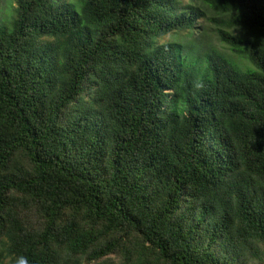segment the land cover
I'll use <instances>...</instances> for the list:
<instances>
[{"label":"trees","instance_id":"16d2710c","mask_svg":"<svg viewBox=\"0 0 264 264\" xmlns=\"http://www.w3.org/2000/svg\"><path fill=\"white\" fill-rule=\"evenodd\" d=\"M18 256L264 264V0L7 3L0 264Z\"/></svg>","mask_w":264,"mask_h":264},{"label":"rangeland","instance_id":"374dc122","mask_svg":"<svg viewBox=\"0 0 264 264\" xmlns=\"http://www.w3.org/2000/svg\"><path fill=\"white\" fill-rule=\"evenodd\" d=\"M10 0H0V12L1 11H6V7H7V3L9 2ZM197 26H199L200 27V25H197ZM203 26V23L201 24V27ZM200 31V29L197 31H195V33H197V32H199ZM212 45H214V47H216L217 49H219V50H221L223 53H225V54H230V52H228V50L226 49V47L224 46V45H222V44H220L219 42H218V40H214L213 42H212ZM239 63V62H238ZM241 63V62H240ZM242 64V63H241Z\"/></svg>","mask_w":264,"mask_h":264},{"label":"clouds","instance_id":"9594fccd","mask_svg":"<svg viewBox=\"0 0 264 264\" xmlns=\"http://www.w3.org/2000/svg\"><path fill=\"white\" fill-rule=\"evenodd\" d=\"M14 264H28V260L24 256H18L15 258Z\"/></svg>","mask_w":264,"mask_h":264}]
</instances>
